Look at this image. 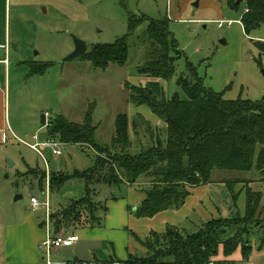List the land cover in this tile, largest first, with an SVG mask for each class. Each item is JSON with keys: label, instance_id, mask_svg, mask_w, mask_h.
I'll return each instance as SVG.
<instances>
[{"label": "rangeland", "instance_id": "rangeland-1", "mask_svg": "<svg viewBox=\"0 0 264 264\" xmlns=\"http://www.w3.org/2000/svg\"><path fill=\"white\" fill-rule=\"evenodd\" d=\"M10 5V22L9 16H6V24L16 50L22 48L30 59L51 65L43 73L30 74V69L24 63H18L14 58L11 60L14 70L10 74L7 96L8 125L5 134L0 136V264H5L7 247L11 246L4 235L6 226L23 223L30 217L37 226L45 224L47 215L51 216L84 194V182L71 178L58 191L50 193L48 190L47 212L41 205L32 207L30 204V197H35L39 202L45 199L49 173L61 171L72 175L91 168L95 162L94 148L86 144L55 140L59 142L56 147L46 144L40 153L26 145L34 142V134L39 142H47L48 125L53 117L62 115L80 124L85 112L92 108L94 140L108 146L114 134L116 117L124 113L130 130V150L138 152L137 147L149 145L153 137L157 146L163 145L165 124L152 118L146 105L135 106L129 101V85L146 87L158 98H170L176 92L185 98V92L177 86L176 80L180 74L187 73V64H191L202 86L221 94L223 99L259 101L264 97V23L248 34L237 22L222 27L216 23L219 19L241 20L243 1L235 8H230L226 0H10ZM133 14H145L153 20L168 19L170 37L179 52L178 55L172 52L173 57L178 58L170 78L164 80L139 72V67L144 68L152 58H156L146 35V24L140 19L136 20L134 33L128 38V56L123 66L108 63L103 69L96 68L90 60L81 56L64 61L74 48L73 36L86 42L87 51L98 44L113 43L128 33L129 17ZM12 20L19 23L13 25ZM43 114L45 124L41 122ZM53 148L60 150V154H53ZM103 156L106 154L103 153ZM30 170L45 171V181L39 184L38 178ZM151 181V178L141 176L132 185L122 184L111 188L98 185L93 199L103 207L114 199L113 196L124 197L126 186L143 194L142 189ZM260 184L264 186V176L255 170L215 169L211 173V182L200 186H208L210 191L206 194L218 209L217 215L212 217H228L236 211L244 214V187L247 189V186ZM17 195L21 197L15 199ZM263 204L261 194L251 218L257 221L259 229L252 231L253 250L261 254L251 253L248 264H264V249L258 248L264 231ZM95 214L101 219L105 216L100 208ZM132 218L136 219L133 215ZM191 220L193 222L183 225L186 230L194 231L197 229L195 226L204 221L198 218ZM47 224L50 235H54L50 218ZM42 228L45 229L44 225ZM93 228H105L104 219L95 225L88 221L63 226L65 231L76 230L79 238L82 236L76 245V254L74 245L52 248L48 255L39 248L35 254L37 260L41 264H46V261L53 264H83L81 261L92 264L119 259L116 250L122 251L124 258L128 256L126 242L113 230L106 229V233H99L102 229H95L98 231L92 235L97 238L85 239V231ZM30 232L31 229L24 246L33 255L29 239L34 236L31 237ZM127 232L125 235L132 237L131 232ZM132 240L129 245L131 254L144 255L146 249L134 238ZM220 256H223L221 247L214 257L219 259ZM214 257L212 264H217L216 261L233 264L235 259L241 260L239 248L226 260H216Z\"/></svg>", "mask_w": 264, "mask_h": 264}, {"label": "trees", "instance_id": "trees-1", "mask_svg": "<svg viewBox=\"0 0 264 264\" xmlns=\"http://www.w3.org/2000/svg\"><path fill=\"white\" fill-rule=\"evenodd\" d=\"M242 1L247 11L240 21L248 34L264 23V0ZM226 2L230 8L241 3L236 0ZM138 19L146 24V35L156 55L138 70L150 77L167 80L172 76L178 58L173 57L172 52L179 54L170 37L167 18L153 20L145 14H133L129 17L125 36L113 43L95 45L81 57L90 60L96 68L103 69L108 63L123 66L128 56V38L133 35ZM50 65L49 62H30V74L43 73ZM176 84L185 92V98L177 92L170 98H158L146 87L129 85V101L135 106L146 105L165 124L161 146L155 144L153 137L149 145L141 144L137 147L138 152L131 151L128 119L124 113L116 117L108 146L94 140L92 108L85 112L80 124L62 115L50 120L46 139L86 144L94 148L96 154L94 165L89 169L72 175L61 171L49 173L50 193L58 191L71 178L84 182V194L57 211L56 218L50 216L56 232L69 224L88 221L100 224L102 219L95 213L99 208L105 213L106 207L93 199L98 185L119 187L137 183L141 176L151 178L149 185L142 189L144 197L134 208L128 207L134 217L150 218L161 211L182 206L190 194L188 188L210 183L215 169L255 170L264 176V97L259 101L223 99L221 94L202 86L191 64H187V73L180 74ZM29 172L38 178L39 184L47 176L45 171ZM260 199L259 192L247 188L243 215L236 211L228 217L213 218L202 222L194 231L167 225L163 232L151 231L144 239L132 233L146 249L144 255L130 254L124 261L110 260L100 264H209L218 254L219 247L224 257L239 248L241 260L233 264H248L253 251L252 231L259 230L257 221L251 218ZM258 246L264 248V231ZM216 263L225 264V261Z\"/></svg>", "mask_w": 264, "mask_h": 264}, {"label": "crops", "instance_id": "crops-1", "mask_svg": "<svg viewBox=\"0 0 264 264\" xmlns=\"http://www.w3.org/2000/svg\"><path fill=\"white\" fill-rule=\"evenodd\" d=\"M6 16H9V22H10V16H11L10 0H0V59H3L5 56H7L9 61L7 65L0 63V136L5 134L8 125L6 110L8 108L9 98L7 96L9 93L10 74L11 71L14 70L11 68V63H12L11 60L14 58L18 63L19 62L24 63L29 69H30V62H43V61L30 59L29 56H26L27 55L26 50H22V48L16 50L14 46V39L11 40V38L9 37L10 29H8L6 24ZM12 21H13V25L19 23L16 20H12ZM16 52L18 54H16ZM13 55H16V57H13ZM29 72L30 70L28 71V73ZM153 117L158 119L154 114H152V118ZM158 120L161 121L160 119ZM155 122L157 123V121ZM246 172H250V171H246ZM126 187L127 188L124 197L115 198L113 196L114 199H112L110 203L107 202V204L105 205L106 211H105V216L103 218L105 228H93L92 230L85 231L86 233L84 235L85 239L90 240L97 238L92 235L95 231H98L95 229H102L98 231L99 233H106L107 231L106 229H109L111 231L113 230V232L119 233L123 242H126L128 246L126 247L128 251L127 253L128 255H130L131 251L129 245L133 241L132 240L133 236L127 237L125 235V232L127 231L131 232V234L135 233L140 239H144V237L151 231H155V232L164 231L167 225H173L184 228L183 225L186 222H191L192 221L191 218L193 220H195V218L196 219L198 218L199 221L201 220L208 221L213 218H219V217H212L217 215L218 209L213 205V203L210 201V198H208V195L206 194V192L208 193L210 191V189H207L208 186H195L193 188L192 187L189 188L190 194L186 197L184 204L180 206L178 209L164 210L150 218L134 219L132 218V214L128 211V207L136 206L140 202V200L144 197V195L140 192L137 193L134 192V190L129 188L130 186H126ZM247 187L254 192H260L262 194V200L264 202V186H261L260 184V186H247ZM245 189L246 188L244 187L243 192H245ZM31 219L32 218L30 217L29 219H26L23 223L8 225L5 227L4 235L6 236L7 242L8 243L11 242V246L7 247L5 264H41L37 260V256H35V254L37 249H39V244L41 243V241L44 240L47 236H51L50 230L48 228L49 227L48 225L51 223V221H49V224H46L44 221L45 224L41 223L40 226L39 225L37 226L33 221V219L32 220ZM201 223H199L197 226H199ZM43 225L45 229L42 228ZM30 229L32 230V232H30L31 237L34 236L33 239L31 238L29 239L31 244L30 248H32L33 250L32 251L33 255H31V252L28 251L24 246V244L26 243L25 240H27V233ZM67 232L68 231H65L64 229L61 228L57 232L55 231L54 235L52 236L56 237L57 235L67 234ZM68 234H76L78 236L76 230L69 231ZM81 237L82 236H80V238ZM80 238L78 236V240L74 244H72V246L73 245L76 246L79 243ZM137 245L139 244L137 243ZM67 246L69 247L71 245H63L60 247H67ZM76 248L77 246L74 248L75 254H76V250L78 249ZM253 252L257 254H261L260 251L255 252V250H253L252 253ZM116 254L117 255L119 254L120 257H118L119 259H114V260L124 261L127 258V257L126 258L123 257L122 251L118 252L116 250ZM227 257L220 256L219 259L226 260L225 258ZM76 258L77 257L75 256V259ZM214 259L219 260L217 259V257H214ZM239 259L240 258H237L234 261H238ZM47 262L51 263V261H46V264ZM81 262L83 264L85 263V261H81ZM103 262L106 261L93 262L92 264L103 263Z\"/></svg>", "mask_w": 264, "mask_h": 264}, {"label": "built area", "instance_id": "built-area-1", "mask_svg": "<svg viewBox=\"0 0 264 264\" xmlns=\"http://www.w3.org/2000/svg\"><path fill=\"white\" fill-rule=\"evenodd\" d=\"M247 10L245 9L244 12H246ZM233 22H237L239 24L242 25L240 20H223V19H219L216 21L218 27H222L224 24H226L227 26H230L233 24ZM262 42L264 43V40H262ZM8 57L5 56L3 59H0V63H3L5 65L8 64ZM32 139L34 140L33 143H29L26 144L27 146H29L31 149L37 151L38 153H40V150H42V148L46 145L49 144L52 147H56L59 142L55 141V140H49L46 139L47 142H39L38 136L36 134L32 135ZM53 154L55 155H59L60 154V150L54 149L53 148ZM46 192L44 191V195H45V199L42 201H38L35 197H30V204L32 207H36L38 205H41L42 207L45 208L46 212L49 209V201H48V186H46ZM50 215H47V219L45 220V223H48L49 217ZM78 240V236L76 234H61V235H57L56 237H51L48 236L46 237L44 240L41 241V243L39 244V248L40 249H44L45 252L48 254V252L52 249V248H58L60 246L63 245H72L74 244L76 241ZM47 264H51L50 262H47ZM209 264H212L209 263Z\"/></svg>", "mask_w": 264, "mask_h": 264}, {"label": "water", "instance_id": "water-1", "mask_svg": "<svg viewBox=\"0 0 264 264\" xmlns=\"http://www.w3.org/2000/svg\"><path fill=\"white\" fill-rule=\"evenodd\" d=\"M242 0H236V3H240ZM194 5H197V2H194ZM73 41H74V48L73 50L64 58V61L66 60H70V59H74L76 57L82 56L83 54L86 53L87 51V47H86V42L81 39L78 38L76 36H73ZM42 124H45V114L42 115ZM20 195L15 196V199L20 198ZM52 217L56 218L57 217V213H52L51 214Z\"/></svg>", "mask_w": 264, "mask_h": 264}]
</instances>
